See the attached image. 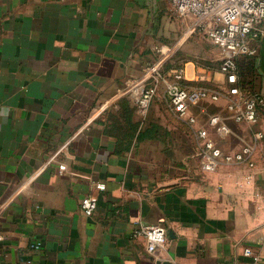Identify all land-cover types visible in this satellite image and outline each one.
<instances>
[{
	"label": "crops",
	"instance_id": "crops-1",
	"mask_svg": "<svg viewBox=\"0 0 264 264\" xmlns=\"http://www.w3.org/2000/svg\"><path fill=\"white\" fill-rule=\"evenodd\" d=\"M169 7L0 0V264H264V137L253 168L203 172L163 83L145 118L119 94L148 60H198L201 48H155ZM230 124L227 150L264 131V105L256 124ZM250 171L253 183L240 185ZM91 192L98 206L88 215L80 202ZM150 223L168 231L156 252L133 233Z\"/></svg>",
	"mask_w": 264,
	"mask_h": 264
},
{
	"label": "built area",
	"instance_id": "built-area-1",
	"mask_svg": "<svg viewBox=\"0 0 264 264\" xmlns=\"http://www.w3.org/2000/svg\"><path fill=\"white\" fill-rule=\"evenodd\" d=\"M169 2L173 14L191 18V30L205 33L219 46L218 67L194 59L166 67L164 54L148 60L141 75L127 78L119 94L131 98L145 118L163 83L172 110L195 134L193 157L201 171H214L222 163L235 162H245L251 169L256 165L255 141L264 137L263 130H255L254 140L242 142L233 150L225 149L223 144L233 132L230 121L254 125L264 105V79L258 66L264 35V0ZM155 48L161 53L168 50L157 44ZM60 168L65 169L66 164H60ZM253 181L254 174L250 171L240 185ZM96 187L104 189L106 184L98 182ZM80 205L86 214H93L98 206L97 194L85 195ZM133 233L146 239L151 252L164 248L169 239L162 223L139 224ZM30 246L40 249L42 241H33ZM244 252L254 260L259 259L251 246H246Z\"/></svg>",
	"mask_w": 264,
	"mask_h": 264
},
{
	"label": "rangeland",
	"instance_id": "rangeland-1",
	"mask_svg": "<svg viewBox=\"0 0 264 264\" xmlns=\"http://www.w3.org/2000/svg\"><path fill=\"white\" fill-rule=\"evenodd\" d=\"M163 15L158 17L156 32L158 40L164 48H201L198 53V60L207 63L215 68L218 67L221 51L205 33L199 30H191V18L179 17L173 14L172 10L163 11ZM163 16V17H162ZM264 79V78H263Z\"/></svg>",
	"mask_w": 264,
	"mask_h": 264
},
{
	"label": "water",
	"instance_id": "water-1",
	"mask_svg": "<svg viewBox=\"0 0 264 264\" xmlns=\"http://www.w3.org/2000/svg\"><path fill=\"white\" fill-rule=\"evenodd\" d=\"M258 66L264 78V35L261 38V49H260V58H259ZM155 264H174V263L169 259H157L155 261Z\"/></svg>",
	"mask_w": 264,
	"mask_h": 264
}]
</instances>
